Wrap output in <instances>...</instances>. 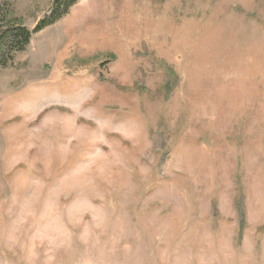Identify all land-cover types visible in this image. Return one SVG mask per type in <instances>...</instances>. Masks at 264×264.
<instances>
[{"label":"rangeland","instance_id":"rangeland-1","mask_svg":"<svg viewBox=\"0 0 264 264\" xmlns=\"http://www.w3.org/2000/svg\"><path fill=\"white\" fill-rule=\"evenodd\" d=\"M0 264H264V0H77L33 33L0 70Z\"/></svg>","mask_w":264,"mask_h":264},{"label":"trees","instance_id":"trees-1","mask_svg":"<svg viewBox=\"0 0 264 264\" xmlns=\"http://www.w3.org/2000/svg\"><path fill=\"white\" fill-rule=\"evenodd\" d=\"M76 2L77 0H55L50 17L45 19L33 32L22 26L18 18H11L6 11L0 12V70L7 68L16 55L26 50L33 33L40 32L46 26L60 21L70 12Z\"/></svg>","mask_w":264,"mask_h":264}]
</instances>
